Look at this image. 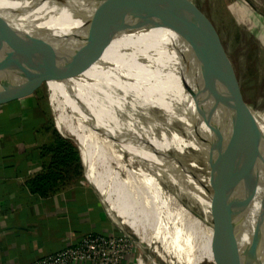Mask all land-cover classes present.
<instances>
[{"label": "rangeland", "instance_id": "374dc122", "mask_svg": "<svg viewBox=\"0 0 264 264\" xmlns=\"http://www.w3.org/2000/svg\"><path fill=\"white\" fill-rule=\"evenodd\" d=\"M13 1L19 10L28 16L51 22L48 32L54 37L81 29L85 25L82 19L88 16L126 28L113 36L109 43L127 47L130 52L138 49L140 66L178 104L191 110L197 117L194 102L182 87V81L216 109L214 120L221 125L223 136H226L228 131L225 122L230 121L240 129L264 135L263 5H252L251 8L246 0ZM39 20L34 21L44 25V21ZM68 39L80 41L72 35H69ZM109 43L107 47L111 46ZM94 63L95 60L89 62L90 65L97 66ZM43 80V93L49 114L46 120L47 123L50 121L54 123L55 114L50 104L46 77L43 76ZM116 93L119 95L118 92ZM65 97L76 107L80 125L104 142L113 155L138 170L136 150L129 141L111 128L98 114L86 108L83 103H79L78 108L75 96L69 95L67 90ZM147 101L140 102L139 121L154 150V161L152 158H147L148 178L174 202L183 206L184 199L179 191L173 168L155 149L169 153L172 151L167 136L168 127L173 126L169 121V112L153 101L164 117V124L154 107ZM170 114L174 117L179 132L181 131V141L184 143L190 128L173 113ZM207 128L209 129L208 126ZM185 150L190 157L182 151L181 156L184 157L182 159L186 161L189 157L188 161H193L190 164L196 170H200L197 167L200 164L201 171L213 184L214 193L221 204L231 210L232 204L227 196L226 185L205 157L203 142L199 135L194 137L191 147ZM233 150L242 166L255 172L258 163L256 147L245 145L220 151L232 156ZM257 169L264 180V174L261 173L264 172V165L258 164ZM103 171L106 172L104 169ZM72 173L73 177L67 183L83 182L94 188L85 176L83 165L82 170L74 168ZM184 180L193 199L190 200L196 207L217 222L237 225L235 219L220 212L209 198L201 193L200 188L185 177ZM164 219L171 221L168 216ZM132 236L136 245L134 250L140 257L142 247L148 249V245L140 242L133 234ZM193 242L196 246L192 245L191 254L194 252L198 257L200 256L196 261L197 264H218L214 263L218 262L214 253L197 241ZM151 256L152 258L144 256L149 263H151L150 259H161L156 252H152Z\"/></svg>", "mask_w": 264, "mask_h": 264}, {"label": "bare ground", "instance_id": "6f19581e", "mask_svg": "<svg viewBox=\"0 0 264 264\" xmlns=\"http://www.w3.org/2000/svg\"><path fill=\"white\" fill-rule=\"evenodd\" d=\"M0 8L3 9L1 12L6 17L17 24L18 34L30 33L54 37L48 32L51 22L28 16L19 10L13 0H0ZM34 20L44 21V25H39ZM82 20L84 23V19ZM110 45L104 47L97 57L81 40L71 39L53 48L30 46L18 50L6 48L0 44V52L22 63L42 68L40 70L47 77L55 124L63 134L71 136L79 147L81 163L88 182L101 197L112 220L123 231L131 232L140 242L148 245V249L143 247L141 249L139 264H169L153 229L150 211L163 218L168 216L172 228L209 249L219 263L264 264V248L258 256L249 249L254 218L264 195V180L260 177L254 196L246 205L245 196L249 193L255 172L242 166L234 150L232 156L220 150L210 151L204 139L205 136H210V130L203 121H196L197 117L191 110L178 104L140 66L137 57L138 49L130 52L127 47L112 43ZM91 60H95L94 64L97 66L90 65ZM65 90L69 95H74L84 102L111 128L129 141L136 150L138 170L131 165H126L119 157L113 155L104 142L80 125L76 107L65 97ZM141 100H148L147 103L154 107L163 122L164 117L153 101L169 112V121L173 126L166 130L172 151H170V145L168 147L170 153L155 149L159 156L173 168L179 191L184 199L183 206L174 202L148 178L147 158H152L154 161V150L139 121ZM170 112L190 128L184 143L181 141V131L179 132L180 129L175 125L174 117ZM196 135L202 139L204 155L210 161L212 169L226 185L227 196L232 204L231 210L221 204L214 193L213 184L201 171L200 164L197 165L200 170H196L190 164L193 161H188L190 155L185 149L191 147ZM182 151L189 155L186 161L182 159L184 158L181 156ZM211 158L216 164L222 166V170L219 171L214 167ZM93 163L100 165L110 175L112 181L109 184H100L90 176L88 169ZM261 173L264 174V172ZM183 176L200 188L220 212L234 218L237 225L217 222L196 207L191 201L193 199ZM152 252H156L161 259H150L151 263L147 262L145 257L152 258Z\"/></svg>", "mask_w": 264, "mask_h": 264}, {"label": "crops", "instance_id": "0c3cea01", "mask_svg": "<svg viewBox=\"0 0 264 264\" xmlns=\"http://www.w3.org/2000/svg\"><path fill=\"white\" fill-rule=\"evenodd\" d=\"M246 3L251 8L256 4L264 7V0ZM43 84L34 74L0 63V264H24L88 232L121 231L95 188L86 183L72 181L47 193L31 187V178L43 169L50 155L44 149L51 133L45 124L49 114ZM88 170L100 184L112 181L94 163ZM150 215L169 264H197L200 256L191 254L194 240L172 228L162 216L152 211ZM136 255L133 249L119 264H138ZM72 264L98 263L78 260Z\"/></svg>", "mask_w": 264, "mask_h": 264}, {"label": "water", "instance_id": "95a60500", "mask_svg": "<svg viewBox=\"0 0 264 264\" xmlns=\"http://www.w3.org/2000/svg\"><path fill=\"white\" fill-rule=\"evenodd\" d=\"M1 11H3V9L0 8V44L10 49L23 50L30 46L53 48L62 44L63 41L69 38V35H72L80 39L87 49L91 51L95 57H97L100 54V51L107 46L113 36L126 29L113 23L88 16L85 17V25L81 29L74 30L70 32V34H65L63 36L44 37L30 33L18 34L17 24H15L11 18L6 17ZM2 62L13 64L16 68L34 74L42 80L43 76L46 77L43 73L26 66L18 59L0 52V63ZM181 84L190 96L191 100L194 102V109L197 114L196 121L201 120L209 127L211 134L209 137L205 136L204 139L211 152L224 149H234L245 145H254L256 147L258 163L255 169L253 181L250 183L249 193L245 196L246 205H248L254 196L256 187L260 180L259 170L257 169L258 164L262 163V165H264V135L240 129L230 121L229 123L225 122V125L228 126V131L227 135L223 136L221 125L214 120L216 109L212 105L207 104L206 100L192 91L186 84H184V82L181 81ZM239 111H241V108H239ZM54 125L62 135L73 139L71 136L63 134L57 128L55 122ZM211 162L217 170H222V166L216 164L214 159L211 158ZM253 225L254 226L252 227L250 235L249 249L258 256L264 248V195L261 198ZM214 263L222 264L219 262Z\"/></svg>", "mask_w": 264, "mask_h": 264}, {"label": "built area", "instance_id": "2783aa9c", "mask_svg": "<svg viewBox=\"0 0 264 264\" xmlns=\"http://www.w3.org/2000/svg\"><path fill=\"white\" fill-rule=\"evenodd\" d=\"M134 237L121 229L118 233L88 232L65 247L24 264H72L88 260L98 264H119L135 249ZM136 259L139 264V254Z\"/></svg>", "mask_w": 264, "mask_h": 264}, {"label": "trees", "instance_id": "16d2710c", "mask_svg": "<svg viewBox=\"0 0 264 264\" xmlns=\"http://www.w3.org/2000/svg\"><path fill=\"white\" fill-rule=\"evenodd\" d=\"M75 103L77 107L79 103H83L86 108L90 109L76 97ZM45 124L50 130L51 136L44 149L50 152V155L44 161L43 169L30 180L31 187L41 193H47L66 184L73 177L74 168L82 170L79 150L73 139L62 135L53 122L50 121Z\"/></svg>", "mask_w": 264, "mask_h": 264}]
</instances>
